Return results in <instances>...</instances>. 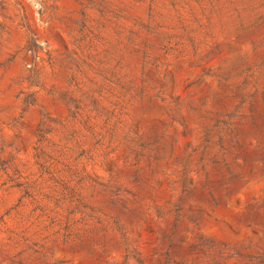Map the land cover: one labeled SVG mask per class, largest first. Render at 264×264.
<instances>
[{
  "label": "rangeland",
  "instance_id": "374dc122",
  "mask_svg": "<svg viewBox=\"0 0 264 264\" xmlns=\"http://www.w3.org/2000/svg\"><path fill=\"white\" fill-rule=\"evenodd\" d=\"M0 264H264V0H0Z\"/></svg>",
  "mask_w": 264,
  "mask_h": 264
}]
</instances>
